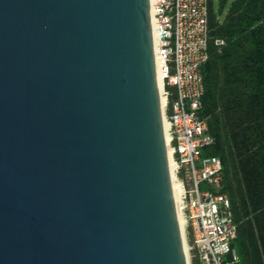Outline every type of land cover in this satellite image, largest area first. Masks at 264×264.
<instances>
[{"label":"water","instance_id":"1","mask_svg":"<svg viewBox=\"0 0 264 264\" xmlns=\"http://www.w3.org/2000/svg\"><path fill=\"white\" fill-rule=\"evenodd\" d=\"M150 0H0V264H188Z\"/></svg>","mask_w":264,"mask_h":264},{"label":"built area","instance_id":"2","mask_svg":"<svg viewBox=\"0 0 264 264\" xmlns=\"http://www.w3.org/2000/svg\"><path fill=\"white\" fill-rule=\"evenodd\" d=\"M150 1L168 158L184 221L188 264H235L237 227L230 201L221 193L223 164L219 157L203 153L214 143L200 116L205 93L202 69L209 59V0Z\"/></svg>","mask_w":264,"mask_h":264},{"label":"trees","instance_id":"3","mask_svg":"<svg viewBox=\"0 0 264 264\" xmlns=\"http://www.w3.org/2000/svg\"><path fill=\"white\" fill-rule=\"evenodd\" d=\"M228 2L209 0L200 116L214 143L203 153L223 164L221 193L237 227L235 264H264V0H234L221 20Z\"/></svg>","mask_w":264,"mask_h":264},{"label":"bare ground","instance_id":"4","mask_svg":"<svg viewBox=\"0 0 264 264\" xmlns=\"http://www.w3.org/2000/svg\"><path fill=\"white\" fill-rule=\"evenodd\" d=\"M153 39H154V47H155V34L154 33H153ZM156 68H157V76H158L159 88H160L161 95H162L163 81H162V77H161V75L159 73V62H158L157 57H156ZM161 101H162V107L164 108V106H165V99L163 98V96H162V100ZM164 129H165V134H166L167 133V129H168V126H167L166 123H164ZM166 140L168 141L167 134H166ZM169 154L170 153H168V155ZM169 164H170V172H171L172 179H173L174 178V169H173V166H172L171 162ZM173 191H174L175 201H176V205H177V211H178V216H179V223H180V226H181V230L183 232V229H184V221H183V218H182V215H181V212H180L179 201H178V193H177V190H176L175 185H173Z\"/></svg>","mask_w":264,"mask_h":264},{"label":"rangeland","instance_id":"5","mask_svg":"<svg viewBox=\"0 0 264 264\" xmlns=\"http://www.w3.org/2000/svg\"><path fill=\"white\" fill-rule=\"evenodd\" d=\"M232 1H234V0H229V2L227 3L225 9L223 10V13L221 14V16H219L221 20H224L226 14L228 13V10H229V8L231 6ZM216 12H218V3H216Z\"/></svg>","mask_w":264,"mask_h":264}]
</instances>
